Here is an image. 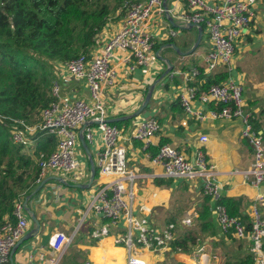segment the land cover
<instances>
[{
    "label": "built area",
    "instance_id": "1",
    "mask_svg": "<svg viewBox=\"0 0 264 264\" xmlns=\"http://www.w3.org/2000/svg\"><path fill=\"white\" fill-rule=\"evenodd\" d=\"M174 1L183 3L187 8L186 13L176 22L178 29H187L190 24L202 25L209 43V49L203 57V67H192L183 73L171 72L172 76L182 75L183 78L177 100L183 112L195 120L203 119V115L192 107L198 101L218 107L210 111L213 119L241 121V138L249 143L253 153L252 166L245 177L251 176L249 184L258 188L264 182V129L260 132L253 129L250 113L244 111L241 85L227 80L198 93V88L189 83L200 76L207 82L208 77L219 68L231 71L235 47L243 31L250 26L254 7L263 0H219L218 3L207 0ZM164 2L145 0L129 2L128 5L124 3L119 11L122 16L121 28L104 43L97 56L80 55L65 63H50L52 70L60 69L62 78L82 81L88 91V99L62 95L57 82H53L50 95L53 100L41 111L36 124L0 115V120L12 127L11 141L21 146L27 155L34 154L33 137L42 133L55 137L56 146L53 151L39 152L34 157L38 169L36 185L50 174L73 183L87 179L89 175L82 170L77 157L78 138L81 135L85 142L91 144L94 134L99 135L101 148L97 152L95 164L98 176L107 180L99 183L92 193L88 211L105 223L93 227L89 237L98 241L111 238L114 245L124 248L126 264H147L144 257L136 252L139 247L154 253L171 251L176 243L178 224L169 223L163 228H157L148 218L136 216L127 200L132 197V193L127 194L123 184L124 180L132 183L135 177L127 167V151L123 143L138 141L145 147L153 146L160 125L153 118H136L127 133L128 137H124L122 130L108 123L103 97L105 91L115 83V72L110 67L113 52L123 51L129 55L131 71L150 67L154 41L144 27L154 16L166 13ZM170 34L176 35L173 32ZM206 141V136H199V145L192 159L168 144H158L155 155L150 159L153 164L161 166L165 178L199 184L202 196L212 204L210 212L216 219L220 233L249 242V256L245 264H264V220L259 211V206L264 205V198L257 197L250 206L249 230L240 217H230L225 207L218 204V185L214 167L205 151ZM23 203V200L15 203L12 213L14 221L7 220L0 224V264L7 263L12 249L28 227ZM180 225L190 227L192 218H183ZM74 236L75 233L68 237L57 232L49 237L48 246L59 260L72 244ZM198 251L195 253L199 258L193 264L207 263L206 254ZM51 264H57V261L52 260Z\"/></svg>",
    "mask_w": 264,
    "mask_h": 264
},
{
    "label": "crops",
    "instance_id": "2",
    "mask_svg": "<svg viewBox=\"0 0 264 264\" xmlns=\"http://www.w3.org/2000/svg\"><path fill=\"white\" fill-rule=\"evenodd\" d=\"M144 1L129 0L128 2ZM207 1L210 3L219 2V0ZM164 5L166 6V13L154 16L144 27L145 32L154 41L150 56V67L131 71L132 63L129 55L123 51L113 52L110 67L115 72V83L105 91L103 97L109 117L108 120L121 118L123 120L117 121L118 123L128 121L119 128L124 132V137H128L127 133L136 118H153L160 125V131L153 139V146L145 147L138 141H125L123 143L127 151V167L135 175L132 183L123 181L126 193H132V197L127 198L129 205L136 216L148 218L157 228H163L169 223H177L178 230L183 229L184 226L180 225V221L185 217L192 218L190 227H193L197 210L205 200V197L201 194L199 184L165 178L161 166L153 164L150 158L155 155L158 144H168L175 147L188 159H192L199 145V136L204 135L207 137L204 147L207 158L214 167L219 197L243 198L245 203L242 209L243 215L250 218L249 212L252 202L259 196L264 198V182L258 188H254L249 184L251 176L245 177L251 169L253 153L249 143L241 138V121L213 119L210 111H215L218 107L212 104L205 105L198 101L192 104L193 110L203 115L202 120L189 117L183 112L181 106L179 108L173 106L178 101L177 94L183 85V78L182 75L172 76L171 72L183 73L192 67H203V57L209 49V43L207 35L203 31L198 48L191 55H182L194 45L197 39V29H178L176 22L187 11L183 3L165 0ZM121 26L122 16L113 25L107 23L104 30L96 36V47L88 54H91L92 57L97 56L104 43ZM174 28H177V30H174ZM171 32L176 35L172 36ZM174 39L177 40L174 41ZM245 44L248 47L244 49ZM253 45H260L264 49V0L254 7L250 26L243 31L242 37L235 47L231 71L227 72L225 69L219 68L208 79L219 72H226L229 74L226 81L232 80L241 85L242 98L245 103L244 111L250 113L253 129L260 132L264 129V78L261 84L258 85L254 83L252 75L245 74L236 65L237 62L243 60L241 52L251 50L250 46ZM162 53H167L169 58L160 56ZM157 59L162 61L163 64L165 63V66H162ZM169 67V73L164 76ZM52 74L55 78L54 82L59 85L62 95L88 99V91L82 81L62 78V72L59 68L53 69ZM165 77L166 80L163 81ZM158 79L161 80L154 86L147 107L139 116L130 119L142 106L150 88ZM205 83L201 77L198 85L195 86L199 88ZM47 135L50 134L39 135V138H41L40 143L42 141L44 145L47 143ZM81 138L83 139L79 135L77 157L82 170L88 173L89 177L82 179L79 183H73L71 180L64 181L61 177L52 174L47 177H58L62 182L54 179L49 180L39 191L40 193L38 192L39 194H35L28 200L27 208L29 212L25 210L28 227L23 237L28 235L29 237L9 256L6 264H51L52 260L57 261L58 264L59 259L48 246L49 237L57 232H61L68 237L75 233L73 245L75 244L77 248L87 252V262L85 264H95L91 259L93 249H98L103 242L108 239L111 240V238H104L98 241L96 247L90 246L91 238L89 234L93 227L105 223L104 220L88 211L91 196L97 185L106 181L107 178L98 176L97 179L93 180L90 187L76 188V185L86 186L90 182L92 177L91 165L94 164L95 172L97 169L96 156L101 148V140L97 133L94 134L93 143L90 144L84 141L86 149L83 148L80 142ZM37 142L33 140L34 150L37 147ZM45 148L40 152L49 153L55 149V146L48 144ZM211 206V202L208 201L209 210ZM259 211L264 220V205L259 206ZM210 214V220L215 228L219 230L214 215L211 212ZM33 217L37 225L32 220ZM218 243L222 244L218 245ZM249 246L247 240L228 238V236H223L218 231L217 236H208L203 245L191 250L188 254L161 251L160 254L149 255L145 258L143 253L136 252L138 255L143 256L145 260L147 259V264L155 261L160 262L161 256L165 259L166 255L174 260L176 264H185L176 260L177 256L186 257L189 261L188 264H193L199 258L198 254L195 253L198 250L206 254L207 263L205 262V264L209 263L212 255L222 260L221 264H237L236 260L242 259L245 261L247 259ZM110 249H113V251ZM117 250L124 251V255L119 260L113 257L114 251ZM104 254L112 256L110 259L111 264H126L124 248L114 245L112 240L110 244L105 243ZM229 259L234 262H228Z\"/></svg>",
    "mask_w": 264,
    "mask_h": 264
},
{
    "label": "trees",
    "instance_id": "3",
    "mask_svg": "<svg viewBox=\"0 0 264 264\" xmlns=\"http://www.w3.org/2000/svg\"><path fill=\"white\" fill-rule=\"evenodd\" d=\"M98 3L99 0H0V115L22 119L28 124L39 121L41 111L53 100L46 93L51 85V74L46 72L45 62L49 66L51 62L70 61L78 57V53L89 55L109 15L106 5ZM228 76L226 72L213 75L199 86L198 93L225 82ZM200 79L201 76L197 77L190 86H197ZM173 106L179 108L180 104L176 101ZM126 123L111 124L120 128ZM250 123L252 125L251 119ZM11 130L8 123L0 120V224L14 221L15 203L38 187L35 184L38 169L33 157L48 144L56 146L52 135L46 136L45 145L43 141L40 143L39 135L45 134L42 133L33 137L36 142L39 140L34 154L27 155L21 146L11 141ZM97 177L96 169L94 179ZM207 200L205 198L197 210L193 227L180 230L177 227L176 243L171 248L173 253L188 254L203 245L208 236H217L220 229L210 220ZM218 204L225 207L230 217H240L246 229H250V218L242 211L243 198L220 197ZM90 240V246L96 247L98 240ZM86 262L87 252L71 244L58 264ZM228 262L234 261L229 259Z\"/></svg>",
    "mask_w": 264,
    "mask_h": 264
},
{
    "label": "rangeland",
    "instance_id": "4",
    "mask_svg": "<svg viewBox=\"0 0 264 264\" xmlns=\"http://www.w3.org/2000/svg\"><path fill=\"white\" fill-rule=\"evenodd\" d=\"M129 0H99V5H106L107 10L109 11V15L107 18V23L110 24H114V22H116L118 19L121 18V14L119 13L121 6L124 3H127ZM90 5L92 6V1L90 2ZM116 16V17H115ZM174 30H177V28H174ZM195 33V32H194ZM205 37V36H204ZM194 38V37H193ZM177 39H174V41H176ZM248 47L246 46V44L244 45V49ZM251 50L248 51H244L241 52L242 56H243V60L239 61L236 63V65L239 66L240 70L242 72H244L245 74L248 73L249 75L253 76V80L254 83L260 85L261 82L263 81V75H264V49L260 46V45H253L250 46ZM84 53H78V55H83ZM160 56H165L167 58H169V56H167V53H162V55ZM164 57V58H165ZM159 63L162 64V66H165L162 61H160L159 59H157ZM46 63V72H48V74H51V85L49 88L46 89V93L47 95H51V90L53 87V82L55 80V78L53 77L52 74V66ZM166 80V77L163 79V81ZM40 193V192H39ZM38 193V194H39ZM74 243V240L72 242V244ZM162 259L160 260V262L155 261L154 263H149V264H176L174 260L170 259L169 257H167L164 259L163 256H161ZM226 258H228V256H226ZM176 260L181 261L182 263L188 264L189 261L188 260H183L180 256L176 257ZM247 260V259H246ZM246 260H242V259H238L236 260L237 264H245ZM147 261V259H146ZM164 261V262H163ZM222 260L218 259L216 256L213 257L210 256L209 259V263L208 264H221Z\"/></svg>",
    "mask_w": 264,
    "mask_h": 264
},
{
    "label": "water",
    "instance_id": "5",
    "mask_svg": "<svg viewBox=\"0 0 264 264\" xmlns=\"http://www.w3.org/2000/svg\"><path fill=\"white\" fill-rule=\"evenodd\" d=\"M164 8L166 9V6H165V5H164ZM173 24H174V23H173ZM174 26L176 27V25H174ZM188 28H196V29H197V39H196L194 45L191 47V49H190L188 52H186V53H184V54L180 53V54H182V55H191V54H192V53L198 48V46H199V44H200V41H201V38H202L203 30H202V28H201L200 26L190 24V25L188 26ZM173 47H174V46H173ZM175 49H176V48H175ZM169 70H170V67L165 71L164 76L167 75V74L169 73ZM160 80H161V79H158V80L156 81V83L150 88V90H149V92H148V94H147V97H146L144 103H143L142 106L136 111V113H134V114L130 117V119L139 116V115L143 112V110L147 107L148 102H149V99H150V96H151L152 91H153V88H154V86H155ZM119 120H123V119H121V118H118V119H111V120H108V123H110V124H111V123H115V122H117V121H119ZM80 142H81L83 148L86 149L85 142H84V140H83L82 138L80 139ZM91 168H92V177H91V179H90V182H89L86 186H84V185H76V188H85V187H90V186H91V183H93V180H94V174H95V172H94V164H93V163H92V165H91ZM52 179H54V180H56V181H59V182H62V180H61L60 178H58V177H49V178H46L45 180H43V181L38 185V187L36 188V190L33 191V192H32L29 196H27L26 199L24 200V203H23V204H24V206H25V210H26V212H29V209L27 208L28 200H29L32 196H34L35 194H37V193L43 188V186H44L49 180H52ZM32 220H33V221L36 223V225H37V222H36V220H35L34 217L32 218ZM28 237H29V235L26 236V237L21 238V239L17 242V244L15 245V247L12 249V251H11V253H10V256H11V255L14 253V251L19 247V245H20L21 243H23Z\"/></svg>",
    "mask_w": 264,
    "mask_h": 264
},
{
    "label": "bare ground",
    "instance_id": "6",
    "mask_svg": "<svg viewBox=\"0 0 264 264\" xmlns=\"http://www.w3.org/2000/svg\"><path fill=\"white\" fill-rule=\"evenodd\" d=\"M110 239H108L107 241L103 242L102 243V246L98 249H93V257L91 258L92 261L95 263V264H111L110 263V259H111V255L109 254H104V248H105V243H109L110 244ZM111 251H113V249H110ZM136 251L139 253H143L145 258H147L149 255H155V254H160L162 253L161 251L160 252H157V253H153L151 251H148L147 249H139L137 248ZM115 254H114V258H116L117 260H119L123 255H124V251L123 250H117V251H114Z\"/></svg>",
    "mask_w": 264,
    "mask_h": 264
}]
</instances>
